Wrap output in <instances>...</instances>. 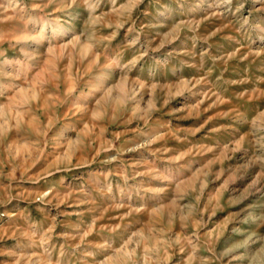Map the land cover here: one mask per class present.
Wrapping results in <instances>:
<instances>
[{"label": "rangeland", "instance_id": "obj_1", "mask_svg": "<svg viewBox=\"0 0 264 264\" xmlns=\"http://www.w3.org/2000/svg\"><path fill=\"white\" fill-rule=\"evenodd\" d=\"M0 264H264V0H0Z\"/></svg>", "mask_w": 264, "mask_h": 264}]
</instances>
